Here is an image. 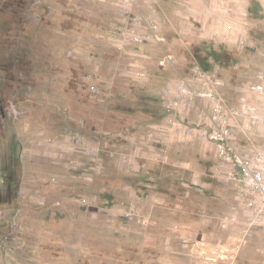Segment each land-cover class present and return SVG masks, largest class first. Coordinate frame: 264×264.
<instances>
[{
  "label": "rangeland",
  "instance_id": "rangeland-1",
  "mask_svg": "<svg viewBox=\"0 0 264 264\" xmlns=\"http://www.w3.org/2000/svg\"><path fill=\"white\" fill-rule=\"evenodd\" d=\"M22 1L0 16V264H207L237 243L226 166L160 92L207 57L230 104L264 103V0ZM236 264H264V227Z\"/></svg>",
  "mask_w": 264,
  "mask_h": 264
},
{
  "label": "built area",
  "instance_id": "built-area-1",
  "mask_svg": "<svg viewBox=\"0 0 264 264\" xmlns=\"http://www.w3.org/2000/svg\"><path fill=\"white\" fill-rule=\"evenodd\" d=\"M122 1L126 10L131 11L135 0ZM145 21L151 31L146 40L163 43L165 38L157 21L153 17ZM228 28L233 31V24ZM237 41L242 45L250 44L249 38L241 31ZM257 77L259 81L251 89L263 94L264 70ZM222 88L223 83L215 73L198 66L190 77L171 79L160 92L164 106L187 120L183 125L184 132L215 147L216 155L226 166L224 182L234 194L231 221L241 227L240 239L237 243L228 241L202 248L200 254L206 258L207 264H236L248 236L256 227H264V143L246 149L243 142L249 141L255 131H263L264 103L255 104L243 99L238 105H232ZM194 112L195 123L189 121Z\"/></svg>",
  "mask_w": 264,
  "mask_h": 264
},
{
  "label": "trees",
  "instance_id": "trees-1",
  "mask_svg": "<svg viewBox=\"0 0 264 264\" xmlns=\"http://www.w3.org/2000/svg\"><path fill=\"white\" fill-rule=\"evenodd\" d=\"M1 3L2 4L0 5V16H6L5 10H7L10 13L6 17L12 16V14H16L18 12H20L19 16H21V13H22L21 11L23 9V1L22 0H19V2L16 0L9 1V3H6L5 0H3ZM209 55L212 56L214 58V60L219 64H222L225 60L229 61L232 57L230 54H226L223 52H216V51H212V53ZM200 60H201L202 68L209 71L210 66L207 63L208 58L207 57L206 58H200Z\"/></svg>",
  "mask_w": 264,
  "mask_h": 264
},
{
  "label": "crops",
  "instance_id": "crops-1",
  "mask_svg": "<svg viewBox=\"0 0 264 264\" xmlns=\"http://www.w3.org/2000/svg\"><path fill=\"white\" fill-rule=\"evenodd\" d=\"M252 142V141H251ZM254 142H252V144H253ZM249 145L251 146V143H249L248 141H246V146H245V148L246 149H252V148H254L255 147V144H253L254 145V147L252 146V147H249ZM259 145V144H258ZM257 145V146H258Z\"/></svg>",
  "mask_w": 264,
  "mask_h": 264
},
{
  "label": "flooded vegetation",
  "instance_id": "flooded-vegetation-1",
  "mask_svg": "<svg viewBox=\"0 0 264 264\" xmlns=\"http://www.w3.org/2000/svg\"><path fill=\"white\" fill-rule=\"evenodd\" d=\"M11 107L14 109V105H13V103L11 104ZM4 113V112H3ZM4 115H5V113H4Z\"/></svg>",
  "mask_w": 264,
  "mask_h": 264
}]
</instances>
